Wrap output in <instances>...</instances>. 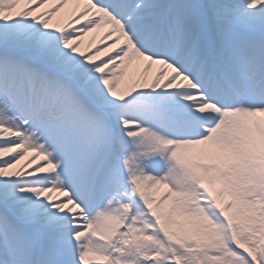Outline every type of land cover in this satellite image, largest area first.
I'll list each match as a JSON object with an SVG mask.
<instances>
[{"label": "snow or ice", "instance_id": "6c2138e0", "mask_svg": "<svg viewBox=\"0 0 264 264\" xmlns=\"http://www.w3.org/2000/svg\"><path fill=\"white\" fill-rule=\"evenodd\" d=\"M0 264H264V0H0Z\"/></svg>", "mask_w": 264, "mask_h": 264}]
</instances>
